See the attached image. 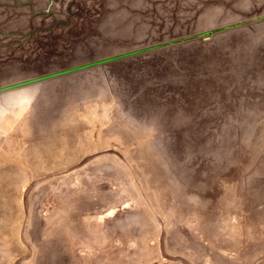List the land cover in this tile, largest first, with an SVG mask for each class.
<instances>
[{
  "label": "rangeland",
  "instance_id": "374dc122",
  "mask_svg": "<svg viewBox=\"0 0 264 264\" xmlns=\"http://www.w3.org/2000/svg\"><path fill=\"white\" fill-rule=\"evenodd\" d=\"M0 264H264V0H0Z\"/></svg>",
  "mask_w": 264,
  "mask_h": 264
}]
</instances>
